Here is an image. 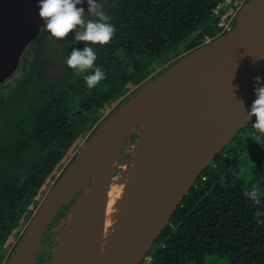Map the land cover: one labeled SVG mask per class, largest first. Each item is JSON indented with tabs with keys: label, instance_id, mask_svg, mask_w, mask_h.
<instances>
[{
	"label": "trees",
	"instance_id": "trees-1",
	"mask_svg": "<svg viewBox=\"0 0 264 264\" xmlns=\"http://www.w3.org/2000/svg\"><path fill=\"white\" fill-rule=\"evenodd\" d=\"M219 1L97 0L116 31L109 43L88 45L97 53L94 66L106 74L93 88L83 76L94 69L76 74L66 64L73 48L86 46L75 41V30L59 40L41 29L16 71L0 84L2 264L21 236L4 258L17 230L24 231L83 137L157 75L156 69L213 36L218 18L212 10ZM47 53L62 74L42 81L37 69ZM255 122L254 116L201 173L142 264H264V224L254 216L264 212V134L253 128ZM252 188L259 190L260 204L244 196ZM75 197L57 213V229Z\"/></svg>",
	"mask_w": 264,
	"mask_h": 264
},
{
	"label": "water",
	"instance_id": "water-1",
	"mask_svg": "<svg viewBox=\"0 0 264 264\" xmlns=\"http://www.w3.org/2000/svg\"><path fill=\"white\" fill-rule=\"evenodd\" d=\"M38 12L37 0H0V84L43 28ZM257 76L264 85V0H247L229 31L177 57L90 132L4 264H32L46 228L75 196L42 264H142L201 173L254 117ZM133 135L125 209L103 248L109 185Z\"/></svg>",
	"mask_w": 264,
	"mask_h": 264
},
{
	"label": "clouds",
	"instance_id": "clouds-1",
	"mask_svg": "<svg viewBox=\"0 0 264 264\" xmlns=\"http://www.w3.org/2000/svg\"><path fill=\"white\" fill-rule=\"evenodd\" d=\"M82 2L83 0H37L38 14L44 20L42 27L53 37L62 40L75 30V41L86 43L83 50L73 48L66 60V64L69 68L74 69L76 74H84L90 69H94L92 74L83 76L86 85L89 88H93L106 79V74L101 67L94 66L97 60V53L88 45L89 43L100 45L109 43L116 29L110 22L111 17L100 10L102 6L96 0H87L89 5L87 12L97 17V19L85 21L84 8L77 7ZM255 81L256 87L254 91L256 99L252 103L248 115L249 117H256L253 128L264 134V85L261 84V77L259 76L255 77ZM243 194L255 204H260V192L257 188L245 189ZM254 216L257 218L258 224H264V220L259 219V217L264 216V212L257 211Z\"/></svg>",
	"mask_w": 264,
	"mask_h": 264
},
{
	"label": "rangeland",
	"instance_id": "rangeland-1",
	"mask_svg": "<svg viewBox=\"0 0 264 264\" xmlns=\"http://www.w3.org/2000/svg\"><path fill=\"white\" fill-rule=\"evenodd\" d=\"M239 2H242L241 4V7L243 6V4L247 1V0H238ZM97 2V0H96ZM98 4H100L102 6V3L101 2H97ZM240 4V3H238ZM77 7H83L84 10H85V14L88 15V17L90 16H93L91 13L87 12L88 11V8H89V5L86 4L85 5H77ZM240 7V8H241ZM102 8V7H101ZM231 10L233 11V8H231ZM235 20V19H234ZM234 20L232 21V27L234 26ZM216 28V27H215ZM215 35L205 39L204 42H207L209 41L210 39L214 38ZM203 42V43H204ZM184 54V53H182ZM181 54V55H182ZM181 55H178L181 56ZM176 59V57L174 58ZM172 59V60H174ZM168 64H170V61L169 62H166L164 65H162L161 67H159L158 69H156L153 73L154 74H157V72H160L161 70H163ZM38 74H39V77L42 81H47L48 79H51L53 77H59L61 74H62V70L59 66V64L55 61L54 57L52 55H50L49 53L45 54L44 56H42V58L40 59V62H39V66H38ZM133 90V88H131L128 93H130L131 91ZM117 103H115L113 106H111L107 111L104 112V116L107 115L112 109L113 107L116 105ZM94 129V128H93ZM91 129L89 131V133L86 134V136L83 137V139L81 140V142L79 143V145L76 147L75 151L73 152V154L80 148V146L83 144L84 140L87 138V136L90 134V132L93 130ZM240 135H243L241 133V131L238 133ZM258 139V138H256ZM121 152L123 154L119 155L118 158H117V162L115 164V174L117 172H119L121 170V164L123 163H130L131 166L133 164V168H134V160H135V156H136V148H135V139L134 140H131L127 143V141L124 142V145L122 146V149H121ZM72 154V156H73ZM71 156V157H72ZM71 157L69 158V160L71 159ZM68 160V162H69ZM133 160V161H132ZM60 174V172H59ZM59 174H57L55 176V179L59 176ZM55 179L53 180V182L55 181ZM51 182V184L53 183ZM51 184H49L48 188L51 186ZM47 188V189H48ZM47 191V190H46ZM45 191V193H46ZM44 193V194H45ZM40 202V201H39ZM39 204V203H38ZM57 218V214L55 215L54 219ZM56 225L54 224H51L48 228H46L44 234H43V237H42V240H41V244L39 246V253L38 255L36 256L34 262L32 264H34L36 262V260H39L41 258H48V256L50 255V252L51 250L54 249L55 245H56V241H54V237L57 233V230L62 228L58 227V229L55 227ZM22 228L18 229L16 234H15V237H14V240L11 242V244L8 246L7 248V251H6V254H5V257L10 253V251L12 250V248L14 247L15 245V242L17 241V239L19 238V236L21 235L22 233ZM52 233H55L53 236H51ZM56 240H57V237H56ZM150 259L147 258L146 261H148ZM0 264H2V262H0Z\"/></svg>",
	"mask_w": 264,
	"mask_h": 264
},
{
	"label": "bare ground",
	"instance_id": "bare-ground-1",
	"mask_svg": "<svg viewBox=\"0 0 264 264\" xmlns=\"http://www.w3.org/2000/svg\"><path fill=\"white\" fill-rule=\"evenodd\" d=\"M120 166L121 170L115 174L109 185L103 248H105L108 242L118 234L119 224L125 209L128 186L133 174V164L131 166L130 163H123ZM72 215L73 211L69 218H71Z\"/></svg>",
	"mask_w": 264,
	"mask_h": 264
},
{
	"label": "built area",
	"instance_id": "built-area-1",
	"mask_svg": "<svg viewBox=\"0 0 264 264\" xmlns=\"http://www.w3.org/2000/svg\"><path fill=\"white\" fill-rule=\"evenodd\" d=\"M241 4L242 2H239L238 0H221L215 5L212 11L218 18V21L216 24V32L214 37L224 34L232 28V21L235 19ZM231 8H233V11ZM147 258H149L148 255L144 262Z\"/></svg>",
	"mask_w": 264,
	"mask_h": 264
},
{
	"label": "flooded vegetation",
	"instance_id": "flooded-vegetation-1",
	"mask_svg": "<svg viewBox=\"0 0 264 264\" xmlns=\"http://www.w3.org/2000/svg\"><path fill=\"white\" fill-rule=\"evenodd\" d=\"M54 223H55V219H53V221L51 222V224H54ZM51 224H50V225H51ZM50 225H49V226H50ZM49 226H48V227H49ZM58 232H59V231H57V233H58ZM56 237H57V236L54 237V241H56ZM52 253H53V250H51L50 255L48 256V258L51 257ZM48 258H46V259H45V258H44V259L41 258V259H39V260H36V262H35L34 264H42V263H43L45 260H47Z\"/></svg>",
	"mask_w": 264,
	"mask_h": 264
}]
</instances>
